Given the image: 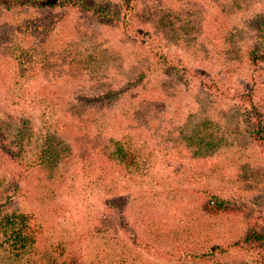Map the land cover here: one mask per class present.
Masks as SVG:
<instances>
[{
	"label": "rangeland",
	"instance_id": "obj_1",
	"mask_svg": "<svg viewBox=\"0 0 264 264\" xmlns=\"http://www.w3.org/2000/svg\"><path fill=\"white\" fill-rule=\"evenodd\" d=\"M125 1L0 6V143L22 142L0 147V264L250 258L233 244L264 215V154L233 96L264 120V0Z\"/></svg>",
	"mask_w": 264,
	"mask_h": 264
},
{
	"label": "trees",
	"instance_id": "obj_2",
	"mask_svg": "<svg viewBox=\"0 0 264 264\" xmlns=\"http://www.w3.org/2000/svg\"><path fill=\"white\" fill-rule=\"evenodd\" d=\"M131 0H126L124 5L127 6ZM0 6L6 11H28L40 10L43 8L62 7V8H75L77 10H92V13H103L99 9H92L84 4L83 0H0ZM114 22L115 18L113 17ZM263 30V29H262ZM249 61L254 63L256 60V52L249 51ZM234 99L239 101V105L243 110V120L246 122V133L251 141H253L260 152L264 154V120L261 106L252 101L250 90L247 93H235ZM24 125V124H23ZM24 129L20 128L17 131L16 138H21L24 134ZM12 148H7L0 143L2 152L5 153L10 159L15 158L11 156V152L18 151L22 147V142L12 143ZM6 147V148H5ZM21 152V150H20ZM64 150L60 144L52 142L44 143V146L39 149L34 158V163L49 167L54 161H57L63 156ZM19 155V154H18ZM17 155V156H18ZM123 161V157L120 158ZM127 164V163H125ZM203 209L209 215H218L226 213H234L231 206L227 202L221 200L216 196H206L203 204ZM259 221V222H257ZM233 246H237L239 250L247 253L249 260L246 264H264V215H258L251 223H248L243 231L242 242H236Z\"/></svg>",
	"mask_w": 264,
	"mask_h": 264
}]
</instances>
